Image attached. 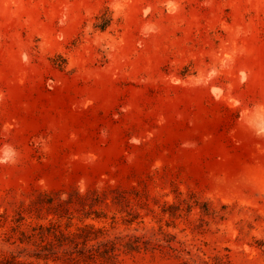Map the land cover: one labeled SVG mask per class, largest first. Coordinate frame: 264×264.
<instances>
[{"label": "rangeland", "instance_id": "1", "mask_svg": "<svg viewBox=\"0 0 264 264\" xmlns=\"http://www.w3.org/2000/svg\"><path fill=\"white\" fill-rule=\"evenodd\" d=\"M0 264H264V0H0Z\"/></svg>", "mask_w": 264, "mask_h": 264}]
</instances>
